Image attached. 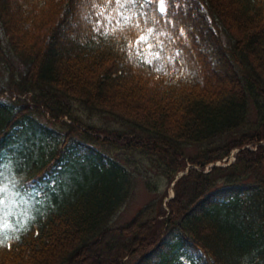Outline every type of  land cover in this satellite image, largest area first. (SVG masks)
Listing matches in <instances>:
<instances>
[{"label": "trees", "instance_id": "1", "mask_svg": "<svg viewBox=\"0 0 264 264\" xmlns=\"http://www.w3.org/2000/svg\"><path fill=\"white\" fill-rule=\"evenodd\" d=\"M93 3L0 0V264H264V0H167L151 64ZM179 173L112 227L138 176Z\"/></svg>", "mask_w": 264, "mask_h": 264}, {"label": "snow or ice", "instance_id": "2", "mask_svg": "<svg viewBox=\"0 0 264 264\" xmlns=\"http://www.w3.org/2000/svg\"><path fill=\"white\" fill-rule=\"evenodd\" d=\"M90 11L97 17L95 23L93 24V30L96 32H101L103 35L107 36L111 33H115L117 29L123 30V26L127 25L129 28H135L140 34L136 36L135 42L132 40L128 41V58L131 60L133 48H135V53L137 57L143 59L145 63L151 64L152 59L145 56L140 49L141 44L148 50H152L154 45L150 42L152 35L154 34V28L147 29V35H145L143 28L144 24L154 16L155 13L163 14L165 19L168 16V3L167 0H106L105 4L93 3L91 5ZM113 12L115 16H113ZM152 13V16H150ZM104 17V20L99 19ZM82 18L87 19V14L82 13ZM143 19L144 24L141 23ZM115 21L116 28L109 30L108 25ZM158 23V21H154ZM103 25V27H101ZM181 29V33H183ZM160 48H163V43L160 44ZM179 55V53H177ZM160 57V52L156 51L154 53V59ZM3 165L0 164V167ZM2 175V174H0ZM19 183V181H18ZM2 190V188H0ZM0 199V203H2ZM18 238V237H17ZM3 241L0 240V244Z\"/></svg>", "mask_w": 264, "mask_h": 264}, {"label": "rangeland", "instance_id": "3", "mask_svg": "<svg viewBox=\"0 0 264 264\" xmlns=\"http://www.w3.org/2000/svg\"><path fill=\"white\" fill-rule=\"evenodd\" d=\"M4 87L6 85L4 84ZM5 96H11V93L7 90L5 93ZM16 96H21L16 94ZM29 95H23V97H28ZM94 118L93 116L89 118H85L87 122L94 123L95 125L99 127H110V128H119L122 129L121 125L114 123L111 119L108 117L105 118ZM185 152L188 154H191L194 152V148H187L185 149ZM151 175H153L152 172H149ZM144 180L141 177H137V183L136 187L133 191V195L131 199L123 205L116 216L113 219L112 227H119L122 224H125L129 222L135 214L145 205L149 204L152 200L156 199L157 201L161 200V198L166 195V197L163 198L162 205L164 204L165 200H169L171 196L174 194L173 190L171 189V185H168L166 181L163 178H160L158 182L156 183L157 190L155 193L149 192L145 186H144ZM164 206V205H163ZM172 236H166L165 242L168 241ZM190 254L193 255L195 258H202V254L198 251H194L192 249L189 250Z\"/></svg>", "mask_w": 264, "mask_h": 264}]
</instances>
